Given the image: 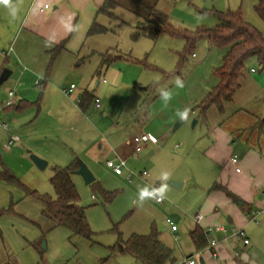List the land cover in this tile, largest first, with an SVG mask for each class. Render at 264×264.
Here are the masks:
<instances>
[{"label": "rangeland", "instance_id": "1", "mask_svg": "<svg viewBox=\"0 0 264 264\" xmlns=\"http://www.w3.org/2000/svg\"><path fill=\"white\" fill-rule=\"evenodd\" d=\"M23 1L17 4L16 17ZM256 1L158 0L156 8L168 15L174 29L190 31L217 24L219 20L214 11L239 10L242 18L264 35V22L254 10ZM8 9L0 4V65L7 55L13 70L0 85L2 102L22 67L8 51L14 41L9 22L12 15ZM114 13V17L99 15L98 22L107 26L108 31L92 36L87 45L93 43L100 51L116 48L137 60L116 61V67L124 76L123 83L107 85L102 96L97 93L100 106L92 103L81 111L75 92L84 87L93 89L95 82L103 78L104 70L97 75L89 62H85L68 71L70 61L61 59L55 71L56 79H62L60 85H55L60 97L53 99L49 95L41 105L39 102L38 111L35 106L27 110L32 117L38 113L29 127L32 141L25 143L22 138L14 142L9 151L0 147L2 153L5 152L3 158L9 170L22 184L52 198L55 197L49 182L52 167L65 166L74 159L83 162L92 172L93 182L85 184L81 175L74 172L70 177L92 234L85 238L65 227L53 226V222L41 214L44 204L40 199L26 195L21 188L9 183L5 199L0 198V264H125L122 257L129 256L113 255L109 251L117 240L116 231L126 239L133 232L147 233L151 227L161 231L163 242L181 256L192 247L189 230L194 225L193 217L202 210L205 196L212 192L217 169L224 163L229 164L235 147L239 148L237 145L255 150L260 146L264 153L263 65L255 58H248L239 87L232 99L224 103L225 110L220 112L212 105L202 115L198 104L217 82L213 69L221 64L225 49L213 45L204 36L187 52L182 37L167 33L154 39L143 33L133 37L140 31L138 21L142 18L121 6L116 7ZM25 34L22 30L18 37L20 46H25ZM34 48V53L41 52V47ZM3 68L8 67L4 65ZM177 77L183 82L182 88L175 85ZM37 78L43 82V75ZM70 82L76 84V89L66 96L61 89L67 88ZM29 86L27 98L35 104L42 83L30 82ZM13 88L16 90V84ZM158 89L172 92V99L166 106ZM185 108L190 109L189 118L181 121L176 113ZM156 111L170 117L176 114V118L172 123L167 122L164 135L158 136L153 147L155 152L141 150L122 166V174H114L106 165L107 159L119 161L112 144L140 132L148 115L153 124H160L162 120ZM178 120L180 122L174 127ZM258 121L260 125L252 130L251 126ZM213 125L217 128L212 129ZM103 136L114 141L108 142ZM31 154L44 159L45 167H38ZM143 170L149 174L148 181L139 177ZM162 171L171 173L163 203L147 199L140 206L136 203L138 190L145 186L158 187ZM129 172L130 180L127 178ZM184 178L181 186L172 183L184 182ZM98 185L110 195L108 200L97 189ZM9 207L10 210L5 211ZM167 218L177 226L176 231L170 230Z\"/></svg>", "mask_w": 264, "mask_h": 264}, {"label": "crops", "instance_id": "2", "mask_svg": "<svg viewBox=\"0 0 264 264\" xmlns=\"http://www.w3.org/2000/svg\"><path fill=\"white\" fill-rule=\"evenodd\" d=\"M19 1L20 0H11V4L16 8ZM105 1L106 0H24L23 6L19 8V14H17V17L12 15L10 8L8 9L10 15H12V20L9 21L10 24H12L11 34L14 33L13 45L9 46L8 51L10 50L14 60L17 63H20V65L22 64V67L19 69L15 79L12 80L13 86L16 84V90H14L13 86L12 88H8L15 91L16 104L12 107H3V102L0 101V117L3 120L8 121L10 124L8 131L0 128L1 148H5L7 151L11 150L10 147L13 143L11 145L5 143L8 134L18 135L20 137L19 141L23 138L22 140L25 143L32 141L29 127L34 124V118H36L38 113H36L35 117H32L31 113H29L31 111L27 110L29 107L35 106L38 111L39 102L41 105V102L46 100V97L49 95L53 97V99L55 96L60 97L59 88L55 85H60L62 79H56L55 71L61 59L66 58L70 61L68 71L72 70L74 65L78 67L85 62H89L88 64L91 65L90 67L94 68V73L97 74L96 71L100 66L101 54L106 51L98 50L93 43L90 45L87 44H89V39L92 38V36L96 34L97 36H100V34H104L108 31L107 26L98 22L99 15L103 14L107 17H114V9L121 6L133 12L139 18H143L147 15L146 6H151L153 4L156 5L158 0H109L113 4L103 8V10H99L100 7L104 5ZM110 13L112 15H110ZM93 22L104 26L106 30L100 33L88 34V29ZM22 30H25L26 32L23 40L25 46H20L18 43V37ZM36 45L37 47H41V52L36 51L34 53V47ZM60 45L61 49H56V47ZM83 50L84 54L80 55ZM114 51L119 50L116 48L112 51L107 50V52L110 53ZM4 53L7 54L8 52L5 51ZM3 58V62L0 65V71L3 69L4 65H6L11 69L12 74L13 70L8 64L9 57L4 55ZM50 60L51 65H49ZM75 61L76 64L74 63ZM24 63L28 66L26 67ZM102 70H104L103 78H99L95 82L93 89L84 87L80 91L75 92L74 95L76 99H79L85 90L91 91L93 95L95 93L96 98L97 93L99 96H102L105 93L107 85L110 84L117 86L123 83L124 76L116 67V61L107 67H102L97 75H100ZM40 75H43V82L40 81L39 83H35V80L38 79L37 77ZM109 81L111 82L109 83ZM30 82H34L37 85L42 83L39 97L35 104L30 102L27 98V91L30 88ZM71 83L73 82H70L69 85ZM46 84H48V87H45ZM73 84L74 88L72 89V92L76 89V84ZM224 103L223 108L225 110ZM76 104L79 110L84 111L78 106V102ZM159 112L160 111H156L155 113L158 114ZM158 115L162 122H164L163 125L160 126L162 122L160 124H153L148 115V120L144 124L143 129H140V132L132 134L146 132L155 139L154 143L150 141L146 142L142 149L149 150V153L155 152L153 147L158 141V136L164 135L165 130L167 129V122L172 123L176 118V114H174L173 117L162 114ZM213 128H217V126L213 125L212 129ZM131 136L117 140L115 144H112L114 145V150L116 152V159H124L125 165L130 157L134 158L138 155L134 156L132 154ZM103 139L108 142L110 141L111 143L114 141V139H111L110 137L106 138L105 136H103ZM237 146L239 148L237 149L235 147L230 158L234 154L238 156L237 165L240 167V170L235 171L234 165L230 161L229 164L224 163V166L217 169L214 183H219L224 186L225 189H213L212 192H209L205 196L202 210H198L203 214V218L199 223H196L193 217L194 225L189 232L195 226L204 228L219 223L227 226L234 225L242 227L246 231L249 243L243 244L242 242L235 240L233 237H226L223 233L217 232L215 233V236L218 239V243L215 247L217 255L212 257L210 250L204 247L196 249L190 238L192 247L188 248L187 252H183L185 254L182 253L181 256L172 251L174 260L167 264H186L185 259L188 257L194 258V264H196V262L199 264H264V153L260 146L258 150L246 147V145ZM1 148L0 171L4 168H10L7 165L6 160L3 158L5 152L2 153ZM143 179L144 181H148V177ZM184 183L185 178L181 185ZM6 184L9 183L0 180V198L2 199H5L10 188V184ZM162 203L163 201L158 204ZM252 209L261 211L256 215V218L259 221L258 223L249 219L248 213ZM171 231L174 232L173 230ZM158 234L159 240L164 245L168 246L163 242L164 240H162V232L160 231ZM234 250L237 251V255L234 254ZM118 255L129 256L122 257L124 258V262H126L125 264H142L129 254Z\"/></svg>", "mask_w": 264, "mask_h": 264}, {"label": "trees", "instance_id": "3", "mask_svg": "<svg viewBox=\"0 0 264 264\" xmlns=\"http://www.w3.org/2000/svg\"><path fill=\"white\" fill-rule=\"evenodd\" d=\"M112 4L109 0H106L99 10H103V8ZM146 8L147 15L141 21H138V29L140 31L135 32L133 37L140 33L152 39L163 33L182 37L185 41V52H187L191 50L198 38L204 36L213 45L225 49L221 64L213 69V75L217 82L198 104L202 115L212 105L218 111H223V103L230 101L235 90L239 87V79L243 76L248 58H255L260 65L264 66V35L244 20L239 10L214 11L219 20L217 24L210 27H197L190 31L187 29H174L169 23L168 15L156 8L155 4L146 6ZM254 10L264 22V0H257L254 4ZM110 15L112 14L110 13ZM105 30L104 26L93 22L88 29V34L100 33ZM56 49H61V45L57 46ZM120 59L137 61L126 53L119 51L110 53L106 51L101 54L100 66L96 73L99 74L102 67H107ZM51 60L49 65H51ZM94 98L91 91L85 90L79 98L78 106L85 110L91 102H94ZM260 123L259 121L255 122L251 129L253 130L259 126ZM77 168V159L72 160L65 166L52 167V175L49 178V182L54 190V198L28 188L7 168L0 171V180L21 188L26 195L40 199L44 204L41 214L50 219L53 222V226H62L73 234L90 238L92 231L86 220L83 207L78 205L79 195L70 177L71 173ZM211 188L225 189L224 186L217 182L213 183ZM97 189L106 200L110 198V195L100 185L97 186ZM9 210L10 207L5 211ZM116 232L117 240L109 247V251L113 255L129 254L142 264H167L174 260L171 248L159 240V234L155 227H151L146 234L133 232L126 239H122L120 232ZM189 236L196 249L203 248L207 243V238L200 226H195L189 232Z\"/></svg>", "mask_w": 264, "mask_h": 264}, {"label": "built area", "instance_id": "4", "mask_svg": "<svg viewBox=\"0 0 264 264\" xmlns=\"http://www.w3.org/2000/svg\"><path fill=\"white\" fill-rule=\"evenodd\" d=\"M45 7H46V5H45ZM251 71H253V69H251ZM39 82H40L39 79L35 80V83H39ZM73 88H74V84L71 83L69 85V87L63 88L62 92L65 95H69ZM15 102H16L15 91L13 89H8L7 93H6V97L2 103V106L3 107H11ZM98 102H99L98 98H94V105L96 107L99 106ZM9 127H10L9 122L6 120H3L0 117V128H2L5 131H8ZM19 140H20V137L18 135L8 134L6 144L11 145L12 143L19 141ZM130 141L132 144V154L134 156H136L144 148L146 142L150 141V142L154 143L155 139L150 134H148L146 132H141V133H137V134L132 135ZM230 162L234 165L235 171L240 170V167L237 165L238 156L236 154L232 155ZM106 165L109 168H111V170L115 174H121L122 173V166H125V160L119 159V161L117 162L114 159H108V160H106ZM130 174L131 173L129 172L128 177H127L128 180H130V176H131ZM148 176H149V174L146 170L141 171L139 174L140 178H147ZM259 212H261V211L253 210V209L250 210L248 213L249 219L258 223L259 221L257 220L256 215ZM202 218H203V214L200 211H198L194 216L196 223H199ZM166 223L169 224L171 230H173V231L176 230L177 226L173 223V221L171 219L167 218ZM202 230H203V232L207 238V243L204 246V248L211 251L212 257H215L217 255V253L215 251V247L218 243V239L215 236V233H217V232L223 233L224 236H226V237H233L235 240L240 241L243 244L249 243V238H248L245 230L242 227H237L234 225L227 226L225 224L219 223V224L204 227V228H202ZM234 254L235 255L238 254L236 250H234ZM185 263L186 264H194L195 260L193 257H188L187 259H185Z\"/></svg>", "mask_w": 264, "mask_h": 264}, {"label": "clouds", "instance_id": "5", "mask_svg": "<svg viewBox=\"0 0 264 264\" xmlns=\"http://www.w3.org/2000/svg\"><path fill=\"white\" fill-rule=\"evenodd\" d=\"M0 4L8 6L11 9L12 15L15 16L16 8L11 4V0H0ZM175 85L178 88L183 87V82L179 77L175 79ZM161 99L163 100L165 106L172 99V92L169 90L158 89ZM189 108H185L183 111H178L176 114L179 116L181 121H186L189 118ZM171 173L169 171H162L158 176L160 184L158 187H148L145 186L138 190V203L140 206L143 205L144 201L147 199H153L157 203L162 202L166 198V193L169 188L168 181L170 179Z\"/></svg>", "mask_w": 264, "mask_h": 264}, {"label": "water", "instance_id": "6", "mask_svg": "<svg viewBox=\"0 0 264 264\" xmlns=\"http://www.w3.org/2000/svg\"><path fill=\"white\" fill-rule=\"evenodd\" d=\"M10 74H11V69H8V68H3V69L0 71V85H1L4 81H6V80L8 79V77H9ZM179 122H180V120H178V121L175 123L174 127H176V126L178 125ZM195 122H196V120L194 119V120L192 121V124L194 125ZM30 157L32 158L33 162H34L38 167H40V168H44V167H45V165H46V161H45L44 159H42V158H40V157H38V156H36V155H34V154H31ZM73 172L76 173V174L81 175V177L83 178L85 184H89V183H91V182L94 180V176H93L92 172H91V171L87 168V166H86L83 162H81V161L78 162V168L75 169ZM172 183H173L174 185H176V186H180V185L182 184V182H180V181H172Z\"/></svg>", "mask_w": 264, "mask_h": 264}]
</instances>
